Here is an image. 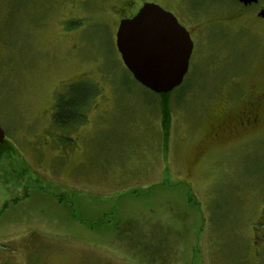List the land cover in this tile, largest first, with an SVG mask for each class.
Listing matches in <instances>:
<instances>
[{
    "label": "rangeland",
    "instance_id": "obj_1",
    "mask_svg": "<svg viewBox=\"0 0 264 264\" xmlns=\"http://www.w3.org/2000/svg\"><path fill=\"white\" fill-rule=\"evenodd\" d=\"M125 1L0 0V264H264V101L258 129L218 145L206 125L218 96L264 100V25L235 0H149L196 44L154 92L116 47ZM83 81L82 117L59 124Z\"/></svg>",
    "mask_w": 264,
    "mask_h": 264
},
{
    "label": "water",
    "instance_id": "obj_2",
    "mask_svg": "<svg viewBox=\"0 0 264 264\" xmlns=\"http://www.w3.org/2000/svg\"><path fill=\"white\" fill-rule=\"evenodd\" d=\"M115 43L133 77L154 92H169L183 82L194 47L176 15L155 2H145L136 14L120 20ZM4 138L0 123V144Z\"/></svg>",
    "mask_w": 264,
    "mask_h": 264
},
{
    "label": "flooded vegetation",
    "instance_id": "obj_3",
    "mask_svg": "<svg viewBox=\"0 0 264 264\" xmlns=\"http://www.w3.org/2000/svg\"><path fill=\"white\" fill-rule=\"evenodd\" d=\"M235 1L239 3L238 4L239 7L243 10L242 11L238 10L233 14H237V16H240L241 14H245V17H247L248 20L264 25V0H255L247 4L239 0H235ZM134 2H135L134 0H126L125 2H122L121 5L115 4L113 6L114 11L112 12V14H115L116 16L119 17L115 23L116 30L118 28L121 19L133 16L134 14L137 13L139 8L145 2H153V1L142 0L141 3L139 4V7L136 10L133 9ZM122 5L124 7H122ZM165 9L172 11L169 8H165ZM126 11H128L129 13H126ZM173 13L176 15L175 12ZM176 17L178 18L179 22L187 28L192 38V33H193L192 28L187 24L183 23L178 17V15H176ZM196 23H197L196 24L197 34L201 35V37L204 36V32H206L207 29L204 20L197 21ZM193 43H194V47H193V51H194L196 44L194 41ZM189 66H190V60H189ZM187 73L185 74V76L187 75ZM263 101H264L263 94L261 92L255 95L251 94L250 96L245 93L243 96H240L237 99L236 98L228 99V97L226 96L223 97V95L220 97L218 96L212 106L213 112L209 114V116L206 118L208 140L212 142H216V144L219 145L220 142H223L225 140H230L232 136L241 135L242 133L248 130L258 129L263 123L262 111H261ZM204 136H206V133H204ZM4 142H6L5 138H4ZM253 227L257 229L256 230L257 232L255 234L257 237H259L258 240H256L255 242L256 243L258 242L257 244H259L260 247L262 246L264 247V206L259 221V225L257 226L254 225Z\"/></svg>",
    "mask_w": 264,
    "mask_h": 264
},
{
    "label": "trees",
    "instance_id": "obj_4",
    "mask_svg": "<svg viewBox=\"0 0 264 264\" xmlns=\"http://www.w3.org/2000/svg\"><path fill=\"white\" fill-rule=\"evenodd\" d=\"M95 87L96 86L88 81L73 83L67 91V96L60 97L57 104L55 120L61 125H68L72 120L81 118L82 113H80V110L85 104H87L88 99L91 98ZM173 90L169 92H172ZM1 146L2 145H0V148Z\"/></svg>",
    "mask_w": 264,
    "mask_h": 264
},
{
    "label": "crops",
    "instance_id": "obj_5",
    "mask_svg": "<svg viewBox=\"0 0 264 264\" xmlns=\"http://www.w3.org/2000/svg\"><path fill=\"white\" fill-rule=\"evenodd\" d=\"M55 152H57V151L53 150V152H52L51 154H53V153H55Z\"/></svg>",
    "mask_w": 264,
    "mask_h": 264
}]
</instances>
